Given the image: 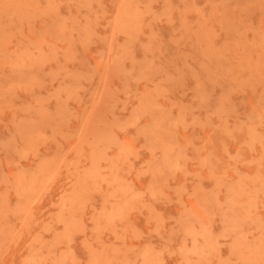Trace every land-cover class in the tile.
Segmentation results:
<instances>
[{"label":"rangeland","instance_id":"374dc122","mask_svg":"<svg viewBox=\"0 0 264 264\" xmlns=\"http://www.w3.org/2000/svg\"><path fill=\"white\" fill-rule=\"evenodd\" d=\"M0 264H264V0H0Z\"/></svg>","mask_w":264,"mask_h":264}]
</instances>
